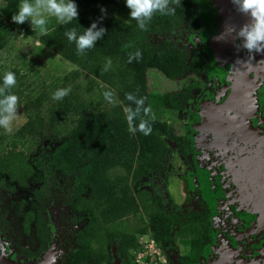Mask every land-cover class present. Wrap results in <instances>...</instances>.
<instances>
[{"label":"trees","instance_id":"16d2710c","mask_svg":"<svg viewBox=\"0 0 264 264\" xmlns=\"http://www.w3.org/2000/svg\"><path fill=\"white\" fill-rule=\"evenodd\" d=\"M19 3L0 0V86L5 73L16 74L11 92L19 97L21 118L10 133L0 127V205L12 193L34 186L30 198L20 200L10 215L23 233L30 232L36 252L50 240L46 211H67L60 221L70 229L59 224L56 233L68 246V264H109L115 257L119 264H130L132 254L143 247L139 237L147 234L162 249L174 247L172 240L188 239L189 251L180 260L195 263L210 239L208 212L167 208L156 190L144 188L150 177L164 174L162 189L168 192L169 178L182 177L177 164L191 153L187 140L170 129L165 117L184 108L196 86L193 79L173 92L149 84L157 73L177 80L201 71L195 56L178 44L185 26L195 27L190 0H181L174 15L156 13L146 30L130 18L126 0H75L78 18L60 24L50 17L49 35L43 37L30 21H12ZM105 7L113 13L102 12ZM93 22L107 31L95 47L78 55L64 33L75 28L82 34ZM23 32L75 69L49 80L23 72L25 56L17 54L14 44ZM137 50L142 59L129 63V53ZM2 53L10 59L4 60ZM107 58L111 67L104 71ZM61 88H71L70 94L54 100L53 93ZM108 90L114 93L113 103L104 97ZM127 93L147 98L145 106H151L156 117L150 135L130 132L126 109L135 104L126 99ZM139 122L136 118L135 124ZM7 213L8 207L0 209V226L19 233L5 219Z\"/></svg>","mask_w":264,"mask_h":264},{"label":"flooded vegetation","instance_id":"af4514ba","mask_svg":"<svg viewBox=\"0 0 264 264\" xmlns=\"http://www.w3.org/2000/svg\"><path fill=\"white\" fill-rule=\"evenodd\" d=\"M190 2L193 5L195 19V22L192 23V25H195V27L190 29L187 28L186 25V30L179 36L178 44L182 46L183 43H185V45L187 42L190 43V47H185L184 45L182 47L185 48L188 53L195 56V59L199 62L201 68L200 72L193 71L187 73L193 76V81L196 85L191 90V98L194 96L195 89L203 90L204 87L200 85L198 76L204 75V66L209 65L210 74L208 84L210 92H208L207 96L201 99L202 101L199 105L201 115L204 116V123L207 124L208 127L207 148L210 149L209 152L212 156V162L214 163L215 160H217L220 165L219 170L229 176L226 175L230 180L228 186L231 187V203L233 210L244 213L243 215L239 214L232 221L229 220L230 225H232L231 227L225 228L224 225H221L222 236L220 237V240L225 242L229 239L231 240L232 246L229 245L230 242L226 245L223 243V247H218L216 250L205 252V247L210 245L212 241L209 224V242L203 245L198 260L192 264H258V261H261V264H264V228L259 226L258 216L252 211L247 210L245 202V200L247 201V198L242 194L243 189L241 186L243 184L239 181L237 172H234L230 168L225 155L217 148V145L214 142L215 134L208 126L209 120L207 116L208 107L210 108L212 104H222L232 94L235 85H241L246 91V96L249 94L251 95L248 98H251L253 106L252 110L247 112L245 121L250 125V128L253 129L257 136L264 138V53L253 52L250 54L242 47V40H237L235 34L229 35L226 32V26H234L238 31L243 25L251 23L250 14H244L238 11L237 6L234 5L232 0H190ZM250 56L252 58H249ZM184 76L180 78H183ZM247 88H249V90ZM192 153L191 150V153L186 155V159L180 162H187ZM181 175L182 177L179 176L178 179H180V181L185 179L188 182V186L190 184L188 197L185 200L186 204H188L190 200H192L191 186H193V182L189 177H186L183 174ZM0 206H2V204ZM5 207L9 208V206ZM4 208H2L1 211ZM198 210L208 212L207 218L210 223L209 207L204 203H199V207L196 210L191 209L187 210V212ZM50 211L51 210H49V212ZM11 213L13 214L12 210L9 208V213L5 215V219L10 221L12 227L16 230L18 229L19 233L16 234L13 230L0 226V234L11 241L16 255H14L15 257L6 255L2 256L0 259L10 258L19 261L16 260V257L29 259L38 257L47 249L51 240H49L46 248L42 252H36L37 243L35 241L32 242L29 237L30 234L26 235L27 233H23L25 231L21 229L20 224H16L18 221L15 222V224L11 221ZM66 225H68L66 228L69 227L70 229L71 225L66 223L63 226L65 227ZM77 225L80 224L78 223ZM229 228H231V231ZM48 235L50 237L49 233ZM56 237L60 239L59 248L61 249L62 254L60 263L68 264L66 262L68 246L63 243L61 236L57 234ZM173 241L174 240H172V245H174ZM159 248L165 258L163 264H184L181 262L180 256L188 253L189 240L187 252L177 257H174L171 253L177 252V247H175V245L174 247H166L165 249H162L161 246H159ZM31 252L34 253L30 254ZM115 259L118 260L119 258L115 257L109 264H112ZM219 259L221 260L220 263L218 262ZM19 262L25 264L22 260ZM130 264H132V262Z\"/></svg>","mask_w":264,"mask_h":264},{"label":"rangeland","instance_id":"374dc122","mask_svg":"<svg viewBox=\"0 0 264 264\" xmlns=\"http://www.w3.org/2000/svg\"><path fill=\"white\" fill-rule=\"evenodd\" d=\"M101 9H105L108 14L113 13L111 7ZM23 34L24 32L14 40L15 46L19 50L17 54L25 56L24 61L26 62V70L23 72L28 71L31 75L37 78L39 77L40 80H49L50 76L63 75L65 73L70 74L75 69L73 64L60 58L49 48H44L42 46L39 47L38 43H32L30 38ZM183 45L185 47H190V43L188 42L186 45L183 43L182 46ZM2 57L4 60L5 58L7 60L10 59L6 53H2ZM7 60L5 62H7ZM18 63L21 64L20 62ZM204 67V75L198 76L200 85L204 87L203 90L195 89L193 98L185 103L182 110L177 111V113L174 114L169 113L165 117L167 121L166 123L170 129L173 130L175 134L183 136L190 144L193 152L187 162H179L177 164V166L180 167L179 172L186 177H189L193 182V186H191L192 200L186 204L185 200L188 197L190 184L188 186V182L185 179L180 181L176 176H172L167 181L168 192H164L162 189L164 185V174L153 175L150 177V183L146 184L144 188L151 192L156 190L155 195H160L165 200L167 208L173 207L182 213L191 209L196 210L199 207V203L207 205L210 212L209 224L212 236L210 245L206 246L204 249L205 252H208L210 250H216L218 247H223L229 242V245L232 246L231 240L227 239L225 242L220 240V237L222 236L221 227L223 225L225 228L231 227L232 225H230L229 220L232 221L239 214L243 215L244 213L233 210L231 203V187L228 186L230 181L227 178L228 174H226V176L219 170L220 165L217 160H215L214 163L212 162V156L209 152L210 149L207 148L208 127L207 124L204 123V116L201 115L199 106L202 101L201 99L207 96L208 92H210L208 84L210 66L206 65ZM152 77L153 75H151V78L149 79V84L154 86L155 90L165 92L180 91L185 84H187L189 79H193L191 74H186L183 78L177 80H170L160 73H157L155 78ZM84 79L85 77L82 75L81 80ZM17 120L21 121V118L16 115L13 123ZM45 142L47 143L46 139ZM32 187L27 190H20L19 192L12 193V195L5 197L0 209L9 206L10 210L13 212V209L17 207L20 200H27L28 197L30 198ZM56 208L57 207L50 212L49 210L46 211V227L49 230L51 240L47 249L38 257L31 259L16 257V260H22L25 264H61L60 260L62 254L61 249L59 248L60 239L56 237L57 233L55 231L64 224V219L60 221V216L66 217L68 212L64 211V209L60 210L59 208ZM230 229L231 228H229V230ZM173 244L177 247V252H171L174 257H177L188 250V240H174ZM6 255L14 256L16 254L13 250L11 241L0 234V258ZM220 261L221 260L219 259L218 262L220 263ZM112 264H118V260L115 259Z\"/></svg>","mask_w":264,"mask_h":264},{"label":"clouds","instance_id":"9594fccd","mask_svg":"<svg viewBox=\"0 0 264 264\" xmlns=\"http://www.w3.org/2000/svg\"><path fill=\"white\" fill-rule=\"evenodd\" d=\"M238 11L250 14L251 23L245 24L237 29L234 26H226V32L235 34L237 40H242V47L250 54L253 52L264 53V0H232ZM126 6L130 10V18L136 21L140 30H146L156 13L161 15H174L176 8L181 7V0H126ZM106 14V10L102 9ZM55 17L60 24H69L78 18V6L75 0H20L18 11L11 19L17 24L30 21L34 31L38 30L40 36L49 35V18ZM106 29L98 27L93 22L82 34H78L75 28L66 31L64 34L69 42H74L78 55H84L86 50L95 47L96 42L101 40ZM249 58H252L251 56ZM142 59V52L137 50L129 53L128 62H139ZM111 67V58H107L104 71ZM17 83L16 74L7 72L3 77V86H0V127L5 131H12V123L17 115V108L20 106L19 97L11 92ZM71 88H61L53 93L54 100H61L69 95ZM104 97L109 103H113L114 93L111 90L104 92ZM126 99L133 101L135 108L126 109V119L129 123V130L133 134L136 131L144 135L152 132L151 121H155V114L151 106H145L146 97H137L133 93H127ZM147 117V119L145 118ZM136 118H140L138 125Z\"/></svg>","mask_w":264,"mask_h":264},{"label":"water","instance_id":"95a60500","mask_svg":"<svg viewBox=\"0 0 264 264\" xmlns=\"http://www.w3.org/2000/svg\"><path fill=\"white\" fill-rule=\"evenodd\" d=\"M249 96L243 86L236 84L226 101L207 108L208 126L214 131L217 148L243 184L247 210L258 216L259 226L264 228V138L257 136L245 121L253 107ZM0 264L22 263L3 258Z\"/></svg>","mask_w":264,"mask_h":264},{"label":"built area","instance_id":"2783aa9c","mask_svg":"<svg viewBox=\"0 0 264 264\" xmlns=\"http://www.w3.org/2000/svg\"><path fill=\"white\" fill-rule=\"evenodd\" d=\"M142 249L135 251L132 264H163L164 255L153 238L148 234L139 237Z\"/></svg>","mask_w":264,"mask_h":264}]
</instances>
